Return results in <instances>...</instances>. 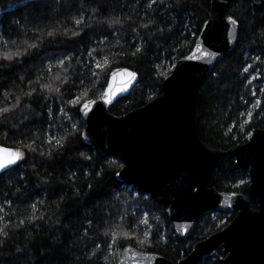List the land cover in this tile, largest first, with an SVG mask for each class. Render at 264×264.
<instances>
[{
    "label": "trees",
    "instance_id": "trees-1",
    "mask_svg": "<svg viewBox=\"0 0 264 264\" xmlns=\"http://www.w3.org/2000/svg\"><path fill=\"white\" fill-rule=\"evenodd\" d=\"M36 2L0 0V57L21 53L11 61L0 59L5 65L0 67V107L17 106L19 100L0 123V146L22 154L8 174L0 173V240L7 242L0 264H115L127 245L173 262L183 259L236 213L217 212L215 218L207 213L188 237H177L165 207L117 180L121 158L82 142L79 105L67 101L98 97L111 71L120 67L134 71L138 83L115 102L112 114L123 115L160 95L162 81L191 50L209 18L210 0H181L180 5L165 0V6L153 9L147 8L148 0H42L39 11ZM251 5V0H234L229 6L227 15L239 24L237 42L202 82L198 114L210 148L226 151L245 143L254 129H264V7ZM136 48L141 51L133 55ZM96 59L106 62L102 68L95 67ZM253 74L259 77L250 81ZM32 89V96L24 95ZM56 139L63 147L49 145ZM215 178L218 191L247 194L248 171L231 155ZM20 220L25 223L17 227ZM221 256L218 250L196 264H219Z\"/></svg>",
    "mask_w": 264,
    "mask_h": 264
},
{
    "label": "water",
    "instance_id": "water-1",
    "mask_svg": "<svg viewBox=\"0 0 264 264\" xmlns=\"http://www.w3.org/2000/svg\"><path fill=\"white\" fill-rule=\"evenodd\" d=\"M233 1L210 0L209 18L191 50L176 61L162 81L161 94L144 106L120 116L110 112L115 102L128 96L138 83V75L123 67L111 71L98 97L84 100L93 103L87 116L79 112L84 123L82 142L103 155L119 156L122 167L117 180L165 207L177 237H188L207 213H236L226 227L197 242L177 262L127 245L115 264H196L215 257L218 250L222 255L219 264H264V129H254L245 143L226 151L214 149L203 140L198 114L205 76L237 42L239 24L227 15ZM251 3L254 10L264 7V0ZM192 55L197 59H185ZM176 67L182 71L170 84ZM262 78L264 83V74ZM9 153L18 152L0 146V156ZM227 155L233 157L238 168L248 171L247 194L216 189L215 173ZM192 183L200 191L196 200L187 195Z\"/></svg>",
    "mask_w": 264,
    "mask_h": 264
},
{
    "label": "snow or ice",
    "instance_id": "snow-or-ice-1",
    "mask_svg": "<svg viewBox=\"0 0 264 264\" xmlns=\"http://www.w3.org/2000/svg\"><path fill=\"white\" fill-rule=\"evenodd\" d=\"M57 3H60V0H57ZM161 5V6H165V0H148V4H147V8L148 9H153L154 6L156 5ZM181 4V0H176V5H180ZM43 3H42V0H37V2L34 4V7L37 11H39L41 9V7H43ZM97 7H99V5H97ZM166 7H173V5L169 4V5H166ZM81 15H83V11H81ZM114 22H119L118 20L117 21H114ZM235 22V21H233ZM19 22H17L18 24ZM76 23L79 25L81 23V20H77ZM144 28H147L148 25L147 24H144L143 25ZM162 31V29H161ZM49 35H52V33H49ZM30 48H37V45L36 44H31L29 45ZM198 50H199V45L197 46ZM141 49L140 48H136V52L133 53V55H135L136 53L140 52ZM14 55H21L20 51L17 50L16 53H8L6 55H4L3 57H0V59H4V60H9L11 61L12 60V57ZM28 55H39V53H35V54H28ZM89 55H91V53H89ZM205 55H210V53H205ZM185 59H189V60H194V59H197V57L195 55H192V56H186ZM259 59V57L257 58ZM59 64L60 65H63L64 64V60H60L59 61ZM0 67H5V65H0ZM97 67H100L99 64H97ZM175 67V66H173ZM251 67V66H249ZM182 71L181 68L179 67H176V71H175V74L173 75L172 79L169 80V83L170 84H174V82H176L178 80V77L180 75V72ZM245 72L248 71V68H245L244 69ZM93 75H95V73H93ZM129 75H133V74H129ZM59 79V77H58ZM66 82V81H65ZM44 87H46L47 89L49 90H52L51 89V85H45ZM36 89H32V91H28V92H25L24 95L25 96H32L33 92H35ZM262 91H264V89H262ZM105 96L108 95V93H105L104 94ZM5 100L7 101V95L5 96ZM67 103L69 105H72V106H77V105H82L80 108H79V112L83 113L84 115H88L89 111H90V104L93 103L91 101H82L81 97H74L72 99H69L67 101ZM105 103H110V101L108 100H105ZM259 103V102H257ZM19 105V100L17 101V106ZM17 106H10V107H0V123H4L7 119H8V116L7 114L8 113H14L15 110H16V107ZM51 111V110H49ZM61 111H64L63 109H61ZM93 115H95V112L92 113ZM252 113H249V116H251ZM73 127H75V125H73ZM49 145H54L56 147H63V144L61 143V140L60 139H56L54 142L52 140H49L48 141ZM41 155H43V153H41ZM22 158V154L21 153H9L7 155H4V156H0V172H3L5 174H8V170L10 169V166L16 164V162L18 160H20ZM117 175L119 176L120 173H117ZM3 177L0 176V179H2ZM244 181L242 180L241 181V184H243ZM195 190V192H194ZM187 195L189 196L190 199L192 200H196L200 197V191L198 190V185L196 183H192L189 185L188 187V192H187ZM34 207V205H33ZM25 223V220H20L18 223H17V227H19L20 225H23ZM3 230H0V233H2ZM5 236L7 235L6 233H3ZM105 236H108L109 233L108 232H105L104 233ZM124 235H127V233H124ZM112 236H113V239L115 238V231H113L112 233ZM141 243H144V241H141ZM7 244L6 240H0V249H2L3 247H5ZM96 248H99L100 247V244H95L94 245ZM108 247H111V245L109 244ZM16 253L20 254L21 256L25 255V250L24 249H21V248H17L16 249Z\"/></svg>",
    "mask_w": 264,
    "mask_h": 264
},
{
    "label": "rangeland",
    "instance_id": "rangeland-1",
    "mask_svg": "<svg viewBox=\"0 0 264 264\" xmlns=\"http://www.w3.org/2000/svg\"><path fill=\"white\" fill-rule=\"evenodd\" d=\"M106 62L104 61V60H102V59H96L95 61H94V65H95V67L96 68H102L103 66H104V64H105ZM97 64H99L100 65V67H97ZM173 69V68H172ZM259 76H257L256 74H253V76L250 78V81L253 79V78H258ZM258 86V84L257 83H255V84H253L252 86H251V90H252V92H254L255 93V87H257ZM77 97H79V96H77ZM257 102H259V100H257L256 102H255V105H258V103ZM255 105H253V107H255ZM249 116V115H248ZM247 116V117H248ZM249 118V117H248ZM243 129L244 128H242L241 129V131H243ZM53 135L55 136V134L53 133ZM250 135H251V133L250 134H248L247 135V137H246V139H248L249 137H250ZM246 182H249V177H248V179L246 180ZM217 212H213L212 214H211V217H213V218H215V217H217V214H216ZM225 219H227L228 218V216H226L225 217V215L223 216ZM222 222H224V220L222 221Z\"/></svg>",
    "mask_w": 264,
    "mask_h": 264
}]
</instances>
